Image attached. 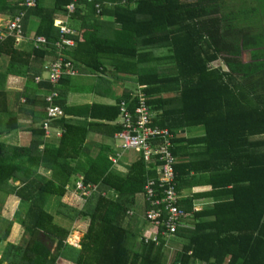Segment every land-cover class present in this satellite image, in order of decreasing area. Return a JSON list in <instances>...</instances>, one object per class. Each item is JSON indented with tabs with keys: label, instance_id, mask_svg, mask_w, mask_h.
I'll use <instances>...</instances> for the list:
<instances>
[{
	"label": "trees",
	"instance_id": "trees-1",
	"mask_svg": "<svg viewBox=\"0 0 264 264\" xmlns=\"http://www.w3.org/2000/svg\"><path fill=\"white\" fill-rule=\"evenodd\" d=\"M28 1L33 0H0V15L9 21L21 16L24 34L33 30V37L48 40L45 46L32 42L24 48L13 35L1 37L6 29H0V56L9 59L0 71V264H264V0H81L70 17L78 35L64 53L79 73L135 77L155 125L175 132L206 127L210 161L201 165L191 159L176 166L178 191L186 181L195 191L181 201L186 225L173 236L185 241L172 262V236L158 234L159 244L145 242V214L136 217V198L144 196L147 178L156 172L142 155L125 173L118 172L120 159L113 163L118 154L109 144L96 154L88 146L91 132L114 137L122 129L111 123L122 102L137 106V92L113 105L70 107L77 76L67 75L54 86L45 70L46 57L58 54L55 43L61 38L54 17L65 13L69 0H34V6ZM218 60L222 65L214 64ZM9 75L24 77V95L32 94L28 104L45 109L33 113L28 147L3 140L20 129L18 120L9 125L3 119L8 116L3 79ZM41 89L47 95L58 91L54 104L66 112L53 123L64 129L59 143L46 142L47 95L39 96ZM177 140L175 155L182 142ZM194 171L197 176L190 177ZM82 177L98 189L75 207L62 203L68 187ZM9 196L20 201L12 219L2 216ZM52 198H60L55 213L49 212ZM200 198L214 203L196 211ZM57 216L68 225L55 221ZM77 222L88 224L81 248L67 242L79 230ZM16 223L23 232L14 244L7 240Z\"/></svg>",
	"mask_w": 264,
	"mask_h": 264
},
{
	"label": "built area",
	"instance_id": "built-area-1",
	"mask_svg": "<svg viewBox=\"0 0 264 264\" xmlns=\"http://www.w3.org/2000/svg\"><path fill=\"white\" fill-rule=\"evenodd\" d=\"M80 2L81 0H69L65 13L54 17V25L59 28L61 38L55 43L58 54L45 66L47 80L54 86H58L67 75H79L74 60L66 56L64 50L68 46L76 45L74 35H78V32L69 25V20L76 12ZM35 4L34 0L27 2L28 6H34ZM96 7L100 12L101 6L99 3L96 4ZM22 25L21 16H17L8 22L5 32H1V37L7 34L13 35L15 36L16 45H20L25 40ZM32 42L36 48L48 44L47 38L43 35L33 37ZM40 81L41 78L37 77L36 82L39 83ZM136 94V101H139L136 107L122 102L118 117V124L122 129L115 134L114 138L121 142L124 151L135 150L139 155H142L148 168L153 167L156 172L155 176L147 178L144 187V198L148 206L145 212V221L148 228L144 232L142 240L145 242L155 241L159 244L158 234L169 238L176 234L181 226L186 225L183 223V220L186 219V212L181 207V196L178 191L176 166L179 163V158L173 153L175 140H177L179 134L170 128L155 125L152 119L154 113L151 112V108L147 104L145 94L142 91ZM58 96V91H52L46 97L47 118L43 122V129L47 139L52 137L53 127L55 126L53 123L66 117L64 108L54 104ZM61 128L63 129V127ZM62 129H59L57 134L59 137L63 135L64 129ZM121 156V154H118L112 157L113 163L116 164ZM75 187V193L84 201H86L85 197H90L98 189L96 185L87 184L84 177L77 181ZM68 189L70 191L71 187L69 186ZM114 195H116L115 190ZM67 242L69 243V239ZM72 244L78 245V243ZM197 264H207V262Z\"/></svg>",
	"mask_w": 264,
	"mask_h": 264
},
{
	"label": "crops",
	"instance_id": "crops-1",
	"mask_svg": "<svg viewBox=\"0 0 264 264\" xmlns=\"http://www.w3.org/2000/svg\"><path fill=\"white\" fill-rule=\"evenodd\" d=\"M3 20H8L6 16L0 15V23L3 22ZM9 20L6 22L8 23ZM4 25L0 24V29ZM5 27V26H4ZM3 27V28H4ZM33 29V28H32ZM34 36V31H29L25 33V40L19 45L20 47L29 48L30 45H32V39ZM53 58V55H48L46 57L45 63L49 62ZM9 61L7 56L1 57L0 56V71H4L7 62ZM219 61V60H218ZM215 62V65H217V62ZM46 77V75H45ZM135 77H115L110 73H95L90 74L86 73V71H83V73H79L77 77H74L72 82V91L69 92L68 96V104L70 107H79L83 105H89L93 104L95 98H105L109 99V102L107 103H99L104 105H113L115 104L116 100L121 97L122 95L126 93H133L138 92L140 88L142 87L135 81ZM4 81V88L5 91L8 93V116H6L4 122L9 123V125H15L17 123V120L20 123V129L16 132H10L9 134L3 136V140L7 142L10 145L13 146H23L28 147L32 141V134L30 132V129L34 126L33 123V113H45V109L43 106H36L35 104L27 102V96L32 94L27 91V95L25 88H26V79L24 77L15 76V75H9L6 77V79H3ZM85 83H90L88 86L87 91L83 90V87ZM39 96H42L45 98L47 95L46 89H41L37 92ZM74 120H78V118H73ZM84 120V119H83ZM91 120V119H90ZM4 123V125L6 124ZM118 124V118L117 120L113 121L111 124ZM17 125V124H16ZM119 125V124H118ZM59 129H62L60 126H54L53 127V133L52 137L50 139H46V142H52V143H59L60 138L57 134L59 132ZM63 130V129H62ZM177 134L178 140L182 141L178 143V146H180V153L177 154L179 158V163H189L191 162V159L194 160L195 164H201L208 163L210 161V157L207 156L206 153L207 145L205 144V141L203 138L206 136V127L203 124L192 126L183 130H178ZM112 140L113 144H109L113 152H117V154H121V158L119 160V163L117 164L118 167H120L121 162L125 161L123 158L125 155L130 156L132 159H134L139 154H135V151H124L121 148V144L119 140L114 139V137H105L103 135H100L96 132H91L88 146L89 148H92L93 154H96L101 148L102 144L106 143L107 140ZM188 141V142H187ZM108 144V143H106ZM185 147V148H183ZM182 148V149H181ZM217 148V147H216ZM137 153V152H136ZM218 156H216L217 158ZM213 158V157H211ZM221 161H224L221 159ZM116 168V166H115ZM150 171H155L153 167L149 168ZM197 176V173L194 171L190 177ZM189 181V179H188ZM19 184V182H17ZM72 190H75V182L71 185L70 196L72 194ZM194 188L189 187V184H187V181L185 182V185L180 188L179 193L182 200H189V198H192L194 195ZM73 195V194H72ZM142 196V202L144 200L145 204V198ZM139 196L136 198V217H143V214L146 212V208L143 209L142 213L138 212L139 204ZM74 198V195L72 196V200ZM63 202L65 200H62ZM141 202V204H142ZM19 199L16 196H9L6 200L4 210L7 211L8 208V214L7 216H3L7 219H12L14 216V213L18 209L19 206ZM66 203V201H65ZM214 203L213 198H200L195 201V209L196 211H201L203 209L208 208L210 205ZM67 204V203H66ZM14 208V212H12V209ZM13 213V214H12ZM12 216L10 217V215ZM3 215V213H2ZM141 216V217H140ZM58 217V216H57ZM143 219V218H141ZM57 221V220H55ZM16 226L18 228L16 229ZM194 225L192 223H188L187 227L192 228ZM12 228V232L10 237L8 238L7 242L11 243H18L20 241L23 228L19 224H14ZM144 227L147 229V225ZM84 233H81V231H73L71 233V237L69 238V245L74 246L76 248H81L80 241L83 238ZM182 238L179 239V237L174 236L169 240L168 243V252L173 253L177 252L181 249L182 244L184 243L181 241ZM72 243H78V245H74ZM5 244V243H4ZM171 248V249H170ZM65 264H72V263H65Z\"/></svg>",
	"mask_w": 264,
	"mask_h": 264
},
{
	"label": "rangeland",
	"instance_id": "rangeland-1",
	"mask_svg": "<svg viewBox=\"0 0 264 264\" xmlns=\"http://www.w3.org/2000/svg\"><path fill=\"white\" fill-rule=\"evenodd\" d=\"M185 2H189V1H192V0H184ZM8 18V17H7ZM6 22H7V20H3V22H1L0 24H2V25H6ZM215 64V63H214ZM217 65H222V61H218L217 62ZM90 85V83H85V85H84V87H83V90L84 91H87V89H88V86ZM144 89V87L142 86L141 88H140V90L139 91H142ZM94 102L95 103H107V102H109V99H105V98H95L94 99ZM5 118H6V116H4L3 117V119L5 120ZM106 143H108V144H113V142H112V140L110 139V140H107V141H105ZM120 142V141H119ZM120 144H121V142H120ZM131 151H135V150H131ZM137 151H135V156H136V154H139L138 152L136 153ZM125 161H122L121 162V165H120V167H118V165L116 164L115 166H116V168L115 169H117L118 170V172H121V173H125L126 172V170H127V166H128V164L130 163V161L132 160V158L130 157V156H128V155H125L124 156V158H123ZM74 195V198H73V200L71 199L72 198V196ZM72 194H71V196H70V194H68V196L66 197V198H63V200H65L66 201V203L69 205V206H71V207H73L74 206V204L75 205H79L80 203H81V199L79 198V196L75 193V190L73 191L72 190ZM142 196H139V204H140V206L138 207V212L139 213H142L143 212V209L144 208H146V205H144V200H143V202H142ZM65 201L63 202V201H61L62 203H65ZM141 202H142V204H141ZM58 203H60V198L59 199H55V198H52L51 199V202H50V208H49V212L50 213H55V210H57V204ZM75 207V206H74ZM12 209V212H14V208H11ZM67 210H71V209H64V211H67ZM146 210H147V208H146ZM3 215L2 216H7V214H8V208H7V211L6 210H3ZM13 214V213H12ZM12 214L10 215V217L12 216ZM9 215V214H8ZM7 217H9V216H7ZM55 220H57V222L59 223V224H61V225H68V223H67V221H65V220H63L61 217H55ZM78 223V229H79V231H81V233H84L86 230H87V228H88V224H85V225H82L81 224V222H77ZM75 227V226H74ZM74 227H73V230H74ZM14 228V227H13ZM76 229V228H75ZM73 232V231H72ZM71 237V236H70ZM69 237V238H70ZM172 237H174V236H172ZM171 237V238H172ZM170 238V239H171ZM180 239V238H179ZM181 241H185L183 238L181 239ZM81 242V241H80ZM1 250H3L2 248H0ZM171 249V248H170ZM176 257V253L175 252H173V253H171V255H170V259H169V262H172L173 260H174V258Z\"/></svg>",
	"mask_w": 264,
	"mask_h": 264
},
{
	"label": "bare ground",
	"instance_id": "bare-ground-1",
	"mask_svg": "<svg viewBox=\"0 0 264 264\" xmlns=\"http://www.w3.org/2000/svg\"><path fill=\"white\" fill-rule=\"evenodd\" d=\"M7 24H8V23H6V25H5V27H4L5 29H7Z\"/></svg>",
	"mask_w": 264,
	"mask_h": 264
},
{
	"label": "clouds",
	"instance_id": "clouds-1",
	"mask_svg": "<svg viewBox=\"0 0 264 264\" xmlns=\"http://www.w3.org/2000/svg\"><path fill=\"white\" fill-rule=\"evenodd\" d=\"M138 92H139V91H138ZM138 92H137V93H138Z\"/></svg>",
	"mask_w": 264,
	"mask_h": 264
}]
</instances>
